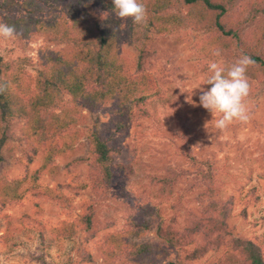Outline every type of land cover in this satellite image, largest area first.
I'll return each instance as SVG.
<instances>
[{"label": "trees", "instance_id": "16d2710c", "mask_svg": "<svg viewBox=\"0 0 264 264\" xmlns=\"http://www.w3.org/2000/svg\"><path fill=\"white\" fill-rule=\"evenodd\" d=\"M118 2L0 0L4 38L16 43L45 39L34 62L23 59L21 64L9 65L0 59V162L6 142L2 126L11 120L23 124L20 132L27 163L37 156L43 158L35 171L37 181L57 158L73 152L78 140L76 128L86 120L84 111L105 110L108 115L102 129L93 123L88 130L87 156L73 161L86 165L91 198L82 205L83 213L77 220L65 222L59 229V235L65 234L67 240L76 236L77 229L91 240L110 226L98 219L97 208L109 199L119 174L121 166L114 158L121 154L120 142L134 123L150 117L158 106L169 104L158 80L145 67L160 41L181 30L201 35L196 45L201 80L219 107L249 100L256 92V83L264 82V0H240L238 6L239 0H136V10L145 15L148 34L135 64L124 51L128 17L119 13ZM22 65L34 66V73ZM180 138L177 134L173 137ZM190 149L189 145L179 151L182 158L198 167L199 174L192 175L189 185L181 181L183 171L154 169L150 174V182L161 196L177 194L178 201L193 196L194 212L188 223L177 230V216L161 221L157 228L161 243H140L158 211L151 206L129 207L134 216L128 228L102 239L100 264H160L173 253L178 262L190 264L220 251L216 264H264V236L256 242L233 235L229 220L234 202L219 197L217 169ZM258 176L264 178V169ZM4 196L7 199L0 201L2 206L19 198L13 188ZM51 197L65 202L59 192ZM81 257L87 263L94 261L86 251Z\"/></svg>", "mask_w": 264, "mask_h": 264}, {"label": "rangeland", "instance_id": "374dc122", "mask_svg": "<svg viewBox=\"0 0 264 264\" xmlns=\"http://www.w3.org/2000/svg\"><path fill=\"white\" fill-rule=\"evenodd\" d=\"M240 3L239 0L235 6ZM118 10L128 17L124 51L135 64L148 34L145 15L136 10V0H119ZM200 38L198 33L181 30L160 41L156 53L146 63V70L156 77L169 104L158 106L150 117L134 123L121 140V154L114 158L121 166L119 174L109 199L97 208L98 219L110 226L91 240H86L78 229L76 236L67 240L65 234L59 235V229L65 222L77 220L83 213L82 205L90 201L86 165L73 164V161L87 156V132L93 123L102 129L108 121L105 110L84 111L86 120L76 128L78 140L73 152L57 158L37 181L35 171L42 166L43 158L37 156L32 163H27L26 145L20 132L23 124L11 120L2 126L6 142L0 162V201L7 199L1 196L12 188L19 198L4 206L0 202V264H100L98 248L102 239L108 233L128 228L134 216L129 207L151 206L155 213L158 211L138 241L160 244L159 223L177 216L175 227L181 230L191 219L194 202L192 195L180 201L177 194L161 196L150 182V174L154 169L183 171L181 181L189 185L192 175L199 174L198 167L182 158L179 152L189 145L194 156L208 160L217 169L215 186L219 197L232 198L234 202L229 220V225L234 227L233 235L256 242L261 240L264 178L258 175L264 169V82L256 83V92L249 100L219 107L203 88L196 48ZM44 42L40 37L30 43H16L4 38L0 30V59L9 65L21 64L23 59L34 62L36 51ZM21 68L30 73L35 69L28 65ZM175 134L182 138L173 139ZM58 192L64 195L63 204L48 198ZM45 193L47 198L43 196ZM85 251L94 258L93 262H84L81 255ZM221 254L222 251L208 253L190 264H216ZM170 261L182 264L175 253L160 264Z\"/></svg>", "mask_w": 264, "mask_h": 264}]
</instances>
